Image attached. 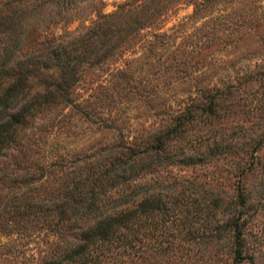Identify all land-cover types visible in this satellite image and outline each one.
Wrapping results in <instances>:
<instances>
[{
    "label": "rangeland",
    "instance_id": "rangeland-1",
    "mask_svg": "<svg viewBox=\"0 0 264 264\" xmlns=\"http://www.w3.org/2000/svg\"><path fill=\"white\" fill-rule=\"evenodd\" d=\"M20 1L0 0V11L17 8L16 44L26 50L45 34L70 38L95 11L112 12L124 0H73L67 8L46 0L33 10L31 0ZM143 2L155 4L127 0L123 8ZM156 5L154 17L98 66H84L69 93L74 106L61 99L35 112L19 142L2 150L0 264H34L56 238L22 206L62 196L95 172L96 161L119 155L117 143L142 144L172 125L177 130L164 135L153 167L144 163L133 180L139 194L160 204L142 216L139 256L128 264H264V0ZM142 9L125 20L132 23ZM153 32L168 46H146ZM124 187H106L101 197L123 195ZM234 221L241 225L240 260L233 259Z\"/></svg>",
    "mask_w": 264,
    "mask_h": 264
},
{
    "label": "trees",
    "instance_id": "trees-1",
    "mask_svg": "<svg viewBox=\"0 0 264 264\" xmlns=\"http://www.w3.org/2000/svg\"><path fill=\"white\" fill-rule=\"evenodd\" d=\"M47 1L67 8L73 0ZM47 1L31 0V9ZM150 1L155 3L150 7L143 2L124 9L123 4L127 3L124 0L112 12L95 11V17L79 33L66 39L54 33L45 34L37 47L26 50L16 44L22 32V25L17 24L14 33L17 8L0 11V34L6 39L0 44V157L5 155L3 149L19 142V129L35 112L55 107L61 99L75 105L69 93L84 66H98L106 55L128 39L131 29H140L144 19L154 17L157 0ZM137 7L145 9L134 16L132 23L125 20ZM148 7L151 9L145 12ZM37 27L31 29L37 31ZM161 34L153 32L152 39L145 45L168 46L162 42ZM173 130L177 128L172 125L170 129L155 131L142 144L137 138L125 144L117 143L122 149L119 155L115 153L105 161H96L95 172L66 186L62 196L55 195L43 203L33 201L27 208L22 206L24 214L42 219L45 234L56 237L48 241L34 264H128L137 258L140 220L144 214L157 209L160 201L153 194L149 197L139 194L133 180L144 163L146 167H153L155 156L163 148L164 135ZM118 184L125 185L123 195L101 197L106 187ZM108 202L111 205L104 207ZM236 202L240 206L246 202L240 183L236 187ZM231 225L236 252L233 259L240 260L241 225L236 221Z\"/></svg>",
    "mask_w": 264,
    "mask_h": 264
}]
</instances>
